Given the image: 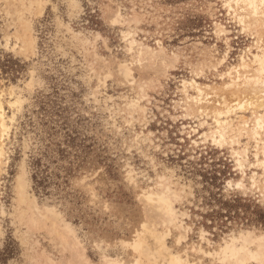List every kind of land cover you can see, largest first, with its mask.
<instances>
[{
    "label": "rangeland",
    "instance_id": "obj_1",
    "mask_svg": "<svg viewBox=\"0 0 264 264\" xmlns=\"http://www.w3.org/2000/svg\"><path fill=\"white\" fill-rule=\"evenodd\" d=\"M225 2L0 0V93L10 126L0 170V264H77L55 243L50 224L30 225L34 197L72 225L92 264L105 256L132 263L130 244L142 224L161 221L142 195L159 192L161 178L178 191L175 207L188 233L184 240L179 229L157 224L161 235L170 231L169 255L159 264L177 256L220 264L199 250L219 251L246 231L264 234V134L259 145L245 132L235 141L246 150L245 174L230 141L220 147L203 136L217 130L215 110L224 109V99L264 101L256 86L228 87L242 59L251 63L261 53L264 28L244 33ZM129 31L152 54L129 48ZM193 81L190 96L200 87L211 95L203 113L186 110L183 84ZM132 101L140 106L134 112ZM262 108L222 121L231 119L236 129L245 118L252 128ZM20 175L28 183L25 205Z\"/></svg>",
    "mask_w": 264,
    "mask_h": 264
},
{
    "label": "bare ground",
    "instance_id": "obj_2",
    "mask_svg": "<svg viewBox=\"0 0 264 264\" xmlns=\"http://www.w3.org/2000/svg\"><path fill=\"white\" fill-rule=\"evenodd\" d=\"M225 1V6L229 9L230 12H232L236 20L239 22L240 26H242V30L244 33L251 31L254 33H259V29L264 28V0ZM121 18V13L117 11L113 18V21L117 23ZM226 32V28L220 25V27L218 28V34L225 35ZM125 38L130 46L129 48L133 49L135 46H139L141 47V50H146L147 53L150 52L152 54L151 47L139 43L136 40V34L134 32H126ZM29 41L30 44L34 43L32 38H29ZM261 42L262 38H259L258 43ZM158 44L161 47V53H164L161 42H159ZM259 49L261 53L256 54L254 56V59L250 61L251 63H249L244 58L242 59V64H240L239 67L234 68L237 76H233L231 73L228 74L230 78L228 87L239 89L241 87H248L252 85L256 86L257 90H259V88L264 90V48L260 47ZM129 68L125 67V76L127 79L133 76ZM250 68L254 69L249 70ZM241 69H243L244 71H241ZM193 84L196 85L197 83L193 81L192 83L184 82L183 84V92L186 95V104H188L186 110L192 108L193 106L197 108L200 107L198 108V110L200 109V112L203 113L205 111L203 109V104L209 102L211 95L207 94V92L205 93L200 87L197 88L198 95L196 97L190 96L188 93V87L189 85ZM143 89L144 87H141V91H143ZM2 95L3 94L0 93V170L1 167L5 164V141L10 132V126H8L9 124H7L8 122L5 118L6 116L4 113ZM143 97H147L146 93L143 94ZM245 99L237 98V100L232 105H230L224 99V109L215 110V122L217 123L218 127L217 130L215 129L213 132H211V134L205 133L203 135L205 138V142L211 140L214 144L220 147L224 146L230 141L232 143L233 152L237 157V165L239 166L243 174L246 173L244 171V163L246 162V150H237V147H235V141L243 135V132H245L249 134L250 137L254 139L258 145L262 143L263 141L260 139V137H262V135L264 134V115L254 116L255 120L252 128H250L251 123L249 124V122L245 118H243V120H240L241 126H238V128L236 129L233 125V121H230L231 119L222 121V117L228 118L234 113H243L252 108L255 109L264 107V101H259V99H257L256 101H250V98L249 100ZM129 107L132 112L136 111V109L140 107L139 101H132ZM141 110L145 112L144 108H141ZM234 134H236V136H232ZM261 146H263L264 151V142ZM131 177L132 175H130V178ZM161 180L165 184L163 183L161 185L160 191H154L156 193L145 192L144 194H142L144 201L152 211H155L160 216L161 221L159 223L161 225L166 226L167 229H169L170 227L179 229L182 232V239L187 240L188 232L186 228H184V225L180 223L178 210L175 207L176 201H178L180 198L178 191L175 190L172 187V184L169 181H166L165 178H161ZM243 181L244 179L239 181L236 185L239 188H244L245 185ZM18 182V190L21 203L25 205L27 203V199L29 198L28 183L26 181L25 175H20L18 177ZM252 182L254 187H258V181L254 176H252ZM28 207L29 211L32 213L29 222L34 229H40V227L42 226L48 227V225L50 224L48 229L50 231L51 237H53V240L58 246L61 247V250L63 252L72 251L73 255L75 254L77 264H92L86 256L84 252L85 250L82 252L78 250L81 244L76 235V232L73 229L72 225H70V223L65 220L60 212H58L55 208L46 205H39L35 197L31 199L30 203H28L27 208ZM159 223L148 220L142 224V232H139L135 240L130 244V247H132L137 256L135 261H133L132 263H125L105 256L103 259V264H159V259H166L169 255L167 253L169 248L166 244V237L170 235V231L167 232L166 235H161L157 231V224L159 225ZM207 234L208 233H206V235ZM149 240H152L153 243L150 244ZM202 240H207L205 238V235L203 236ZM199 252L217 259L220 264H264V234L257 235L252 231H246L244 233H240L238 236L233 235L228 240H225L224 245L219 251L204 252V250L201 248ZM70 262H68V264H75ZM168 264L192 263L186 262L180 256H177L175 258H172V260H170Z\"/></svg>",
    "mask_w": 264,
    "mask_h": 264
},
{
    "label": "trees",
    "instance_id": "obj_3",
    "mask_svg": "<svg viewBox=\"0 0 264 264\" xmlns=\"http://www.w3.org/2000/svg\"><path fill=\"white\" fill-rule=\"evenodd\" d=\"M216 179V176L214 177ZM230 209H233V208H230ZM264 216V215H263Z\"/></svg>",
    "mask_w": 264,
    "mask_h": 264
}]
</instances>
